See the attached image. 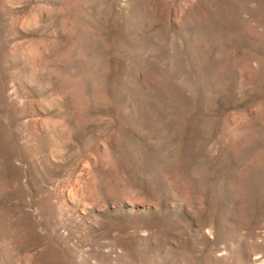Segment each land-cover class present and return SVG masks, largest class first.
I'll return each mask as SVG.
<instances>
[{
	"label": "rangeland",
	"instance_id": "obj_1",
	"mask_svg": "<svg viewBox=\"0 0 264 264\" xmlns=\"http://www.w3.org/2000/svg\"><path fill=\"white\" fill-rule=\"evenodd\" d=\"M0 264H264V0H0Z\"/></svg>",
	"mask_w": 264,
	"mask_h": 264
}]
</instances>
